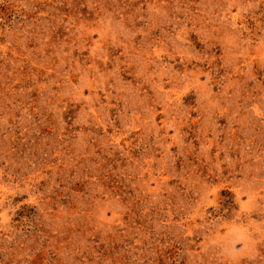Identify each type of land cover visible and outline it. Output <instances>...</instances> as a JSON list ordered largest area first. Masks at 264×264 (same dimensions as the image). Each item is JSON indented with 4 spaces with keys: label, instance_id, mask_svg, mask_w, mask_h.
<instances>
[{
    "label": "rangeland",
    "instance_id": "1",
    "mask_svg": "<svg viewBox=\"0 0 264 264\" xmlns=\"http://www.w3.org/2000/svg\"><path fill=\"white\" fill-rule=\"evenodd\" d=\"M0 264H264V0H0Z\"/></svg>",
    "mask_w": 264,
    "mask_h": 264
}]
</instances>
